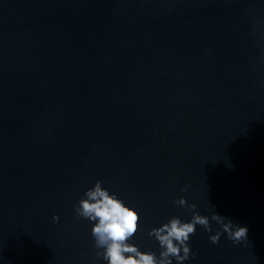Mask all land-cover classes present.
Returning a JSON list of instances; mask_svg holds the SVG:
<instances>
[{
	"label": "water",
	"instance_id": "1",
	"mask_svg": "<svg viewBox=\"0 0 264 264\" xmlns=\"http://www.w3.org/2000/svg\"><path fill=\"white\" fill-rule=\"evenodd\" d=\"M97 181L141 251L183 198L249 230L197 226L184 264H264V0H0V264H107Z\"/></svg>",
	"mask_w": 264,
	"mask_h": 264
},
{
	"label": "clouds",
	"instance_id": "2",
	"mask_svg": "<svg viewBox=\"0 0 264 264\" xmlns=\"http://www.w3.org/2000/svg\"><path fill=\"white\" fill-rule=\"evenodd\" d=\"M102 184V181H97L93 188L88 189L86 198L79 201L74 211L78 217L94 223L91 235L98 250L96 256L107 264H173V260L177 264H184L192 257L189 241L196 233L197 226L211 232L210 221L219 224L223 230L210 237L211 243L219 244L224 233L236 244L248 241L247 227L230 220L226 222V218L216 212L210 218L200 215L196 212V204L188 205L187 200L181 198L174 203L187 208L192 213L191 220L184 222L179 217H173L148 233L160 246L159 256L152 251H141L131 243L140 230V215ZM53 220L59 222V217L55 216Z\"/></svg>",
	"mask_w": 264,
	"mask_h": 264
}]
</instances>
